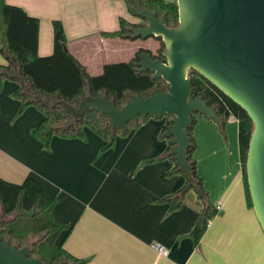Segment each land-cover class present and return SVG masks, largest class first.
<instances>
[{
    "label": "crops",
    "instance_id": "obj_1",
    "mask_svg": "<svg viewBox=\"0 0 264 264\" xmlns=\"http://www.w3.org/2000/svg\"><path fill=\"white\" fill-rule=\"evenodd\" d=\"M7 2L40 19L41 56L53 53V20H62L69 51L91 75L102 73L105 64L132 59L140 48H159L152 37L101 35L117 30L121 17L140 21L124 0ZM4 54L0 65L9 62L10 55ZM26 83L0 81V176L16 183L35 176L56 196V219L73 225L64 241L69 252L87 259L85 264H264V230L247 203L242 167L229 181L226 173L219 176L215 191L207 188L199 171L210 202L219 208L197 245L192 231L204 209L203 199L191 188L178 208L166 200L191 183L181 170L170 172L174 161L159 160L170 144L161 136L166 116L157 122L150 116L138 128L117 135L106 150L103 138L89 127L82 138L54 136L47 146L32 132L44 117L35 105L24 110L30 114L21 113L19 122L13 120L20 104L14 94ZM207 125L217 129L216 124ZM152 242L163 243L169 254L159 255Z\"/></svg>",
    "mask_w": 264,
    "mask_h": 264
},
{
    "label": "trees",
    "instance_id": "obj_2",
    "mask_svg": "<svg viewBox=\"0 0 264 264\" xmlns=\"http://www.w3.org/2000/svg\"><path fill=\"white\" fill-rule=\"evenodd\" d=\"M131 15L137 16L139 6L148 8L161 18L167 14L169 22H178L177 0H124ZM120 18V27L113 31H102L106 38L137 39L131 36L132 28L140 25ZM39 26L40 19L30 15L23 7L10 4L7 0H0V52L9 56L7 65H0V81L4 79L25 80L33 93L48 99L53 104L63 99L72 104H79L87 94L93 96L107 95L115 100L120 107L132 99V94L149 95L156 88L165 90V81L153 77L151 70L139 72L135 61L140 60L139 55L145 50L140 48L135 56L128 61L108 63L104 65L102 73L91 75L86 67L69 51L68 40L62 20H53L54 50L47 56L39 55ZM154 38L162 42L154 53L155 58L165 60L162 38ZM193 97L202 96L210 106H214L223 118L222 130L227 120L235 117L238 121V141L240 162L243 171L247 203L253 207L248 188L246 163L250 138L254 123L249 114L224 92L203 77L200 73L191 74ZM14 96L19 100L18 113L21 114L28 106L35 105L44 113L43 119L33 129V135L45 145H49L54 136L64 138H82L85 136V127L91 128L104 140L103 148H110L119 134H127L130 130L138 128L144 121H131L129 130L124 132L117 128L113 130L109 123L110 118L95 109L89 110L84 117L75 121L73 115L60 106L51 108L40 99H35L28 92L27 86L21 87ZM167 124L171 123L172 116H167ZM194 124L191 126L192 146L189 148L190 162L193 168L194 181L187 183L177 193L166 197L171 207L178 208L186 192L194 188L204 201V209L196 221L192 235L195 244L200 240L208 228L210 220L218 213L209 198L204 186V179L199 174L198 161L194 153L198 147L194 135ZM166 124V125H167ZM166 126L163 128V132ZM173 148L169 144L165 154L159 158L174 161L176 165L172 172L180 171L177 161L169 153ZM57 198L51 195L46 185L35 176L28 175L21 183L9 181L0 176V237L20 247L29 246L30 255L39 259L43 264H85L88 260L80 258L69 252L64 241L70 234L73 225L60 222L54 214ZM32 239V241H31Z\"/></svg>",
    "mask_w": 264,
    "mask_h": 264
},
{
    "label": "water",
    "instance_id": "obj_3",
    "mask_svg": "<svg viewBox=\"0 0 264 264\" xmlns=\"http://www.w3.org/2000/svg\"><path fill=\"white\" fill-rule=\"evenodd\" d=\"M177 5L178 22L139 6L137 16L143 21L131 32L133 38H162L165 60L145 49L135 64L139 72L151 70L153 77L162 78L165 90L132 94L122 107L107 95L87 94L77 105L59 99L51 108L60 106L75 121L95 109L110 118L113 130L124 132L131 121L172 116L162 137L173 145L169 153L179 169L194 181L189 148L195 113L223 124L214 106L202 96L193 97L191 74L200 73L239 104L254 123L246 172L253 209L264 230V0H177ZM30 252L29 246L0 237V264H43Z\"/></svg>",
    "mask_w": 264,
    "mask_h": 264
},
{
    "label": "rangeland",
    "instance_id": "obj_4",
    "mask_svg": "<svg viewBox=\"0 0 264 264\" xmlns=\"http://www.w3.org/2000/svg\"><path fill=\"white\" fill-rule=\"evenodd\" d=\"M155 40L158 47L162 46L160 40L156 38ZM0 57L4 59L5 54L0 52ZM26 85L28 92L33 98L40 99L48 106H52L54 101L49 102L48 99L34 94L29 84L26 83ZM16 107V110H18V103ZM33 109L40 110L37 106ZM31 112L32 111L29 110L22 116H26V114H30ZM14 116L16 119L13 118V120L16 122H19L23 118L18 111ZM195 116L197 117V122L194 125L193 132L198 142V148L194 153V156L199 160V171L206 180L207 188L215 191L219 188V176L226 173L229 181L241 167L238 141V121L235 117H230L226 122L225 129L221 130L220 125L215 120L209 119L205 115L199 113H195ZM150 120L153 122L162 121V119H156L152 116ZM209 122L210 124H216L217 129L215 131L207 125ZM162 134L163 133L161 132V136ZM218 161L219 163L222 161L224 165L221 166L220 164L221 167L218 166Z\"/></svg>",
    "mask_w": 264,
    "mask_h": 264
},
{
    "label": "built area",
    "instance_id": "obj_5",
    "mask_svg": "<svg viewBox=\"0 0 264 264\" xmlns=\"http://www.w3.org/2000/svg\"><path fill=\"white\" fill-rule=\"evenodd\" d=\"M219 208V207H217ZM209 226V224H208ZM151 247L161 256H167L169 254L168 248L161 242H152Z\"/></svg>",
    "mask_w": 264,
    "mask_h": 264
},
{
    "label": "flooded vegetation",
    "instance_id": "obj_6",
    "mask_svg": "<svg viewBox=\"0 0 264 264\" xmlns=\"http://www.w3.org/2000/svg\"><path fill=\"white\" fill-rule=\"evenodd\" d=\"M155 53V52H154Z\"/></svg>",
    "mask_w": 264,
    "mask_h": 264
}]
</instances>
